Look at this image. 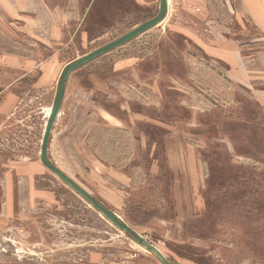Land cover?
<instances>
[{
    "label": "rangeland",
    "instance_id": "rangeland-1",
    "mask_svg": "<svg viewBox=\"0 0 264 264\" xmlns=\"http://www.w3.org/2000/svg\"><path fill=\"white\" fill-rule=\"evenodd\" d=\"M158 4L0 0V264H161L39 160L63 68ZM224 4L168 0L72 71L49 136L51 163L172 264H264V110L222 61L254 64L262 40Z\"/></svg>",
    "mask_w": 264,
    "mask_h": 264
},
{
    "label": "water",
    "instance_id": "water-1",
    "mask_svg": "<svg viewBox=\"0 0 264 264\" xmlns=\"http://www.w3.org/2000/svg\"><path fill=\"white\" fill-rule=\"evenodd\" d=\"M158 11L157 14L144 21L143 23L132 28L122 36L116 38L115 40L97 48L96 50L78 58L69 64H67L59 77L57 82L55 96L53 104L44 128V132L40 144L39 160L45 168L52 172L57 178H59L67 187H69L74 193L80 196L89 206H91L95 211H97L103 218L110 222L114 227L120 230L125 236L132 240L139 247L146 249L150 254H152L161 264H172L168 261L163 254L150 242H148L144 237L135 232L131 227H129L123 220L119 218L114 212L105 207L101 202L97 201L93 196H91L87 191L81 188L75 181L63 173L59 168L51 163L47 156L49 136L51 134L54 123L58 117L61 109L65 84L68 80L70 73L83 65L103 56L125 44L136 39L140 35L146 33L150 29L159 25L167 16L168 12V0H158Z\"/></svg>",
    "mask_w": 264,
    "mask_h": 264
},
{
    "label": "crops",
    "instance_id": "crops-1",
    "mask_svg": "<svg viewBox=\"0 0 264 264\" xmlns=\"http://www.w3.org/2000/svg\"><path fill=\"white\" fill-rule=\"evenodd\" d=\"M226 16L235 18L236 23L243 25L246 22L254 29L256 35L252 38H261L262 43L256 44L250 53L260 54L254 64L244 61L237 56L235 58L225 52L223 62L227 66V75L233 80L238 90L250 94L256 98L260 107L264 110V96L259 99V92L264 93V0H223ZM248 53V52H246ZM263 56V57H262ZM243 61V62H242ZM264 95V94H263ZM240 97V94L237 95Z\"/></svg>",
    "mask_w": 264,
    "mask_h": 264
}]
</instances>
